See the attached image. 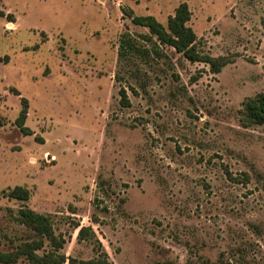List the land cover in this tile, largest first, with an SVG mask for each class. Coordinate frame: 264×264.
Returning <instances> with one entry per match:
<instances>
[{"label":"rangeland","instance_id":"1","mask_svg":"<svg viewBox=\"0 0 264 264\" xmlns=\"http://www.w3.org/2000/svg\"><path fill=\"white\" fill-rule=\"evenodd\" d=\"M182 3L197 50L230 60L220 73L132 22L166 26ZM125 34L140 53L120 56ZM6 56L0 250L35 238L25 206L66 264H264V124L243 112L264 92V0H0ZM17 186L28 202L3 196Z\"/></svg>","mask_w":264,"mask_h":264},{"label":"trees","instance_id":"2","mask_svg":"<svg viewBox=\"0 0 264 264\" xmlns=\"http://www.w3.org/2000/svg\"><path fill=\"white\" fill-rule=\"evenodd\" d=\"M191 16L189 6L186 3H182L176 9L175 14L168 19L166 26L158 22L153 16L135 17L132 22L136 26L147 28L162 45L172 48L191 63L206 64L210 67L212 73H220L222 68L230 63V60L225 57L214 58L197 50L198 36L189 26ZM129 52L140 53L141 51H137L134 44L125 34L120 39V56L127 57ZM146 52L143 51L142 53L145 54ZM1 62H8V57L0 58ZM120 96L121 105L128 107L129 102L124 89L120 90ZM21 103L22 110L16 123L25 135H31V130L25 127L28 101L27 99H22ZM243 110L250 122L258 125L264 124V92L246 100L243 104ZM2 194L9 199L23 203L28 202L31 198L30 190L21 186L8 189ZM17 220L21 225L33 232L35 238L21 243L14 252L0 250V264H16L20 259H26L30 264H66V256L59 254V250L63 248V245L55 236L53 223L49 215L22 206L18 210ZM79 234L81 236L83 230H80ZM46 242L51 243L56 248V252H44L41 254L40 252ZM88 264L110 263L105 260H98L90 261Z\"/></svg>","mask_w":264,"mask_h":264},{"label":"crops","instance_id":"3","mask_svg":"<svg viewBox=\"0 0 264 264\" xmlns=\"http://www.w3.org/2000/svg\"><path fill=\"white\" fill-rule=\"evenodd\" d=\"M26 127V126H25ZM28 128V127H27Z\"/></svg>","mask_w":264,"mask_h":264}]
</instances>
